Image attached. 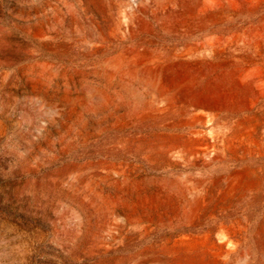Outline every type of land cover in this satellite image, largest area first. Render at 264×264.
Wrapping results in <instances>:
<instances>
[{
    "label": "rangeland",
    "instance_id": "374dc122",
    "mask_svg": "<svg viewBox=\"0 0 264 264\" xmlns=\"http://www.w3.org/2000/svg\"><path fill=\"white\" fill-rule=\"evenodd\" d=\"M0 264H264V0H0Z\"/></svg>",
    "mask_w": 264,
    "mask_h": 264
}]
</instances>
